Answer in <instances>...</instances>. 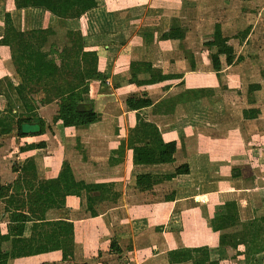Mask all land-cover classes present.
<instances>
[{
    "label": "crops",
    "instance_id": "obj_1",
    "mask_svg": "<svg viewBox=\"0 0 264 264\" xmlns=\"http://www.w3.org/2000/svg\"><path fill=\"white\" fill-rule=\"evenodd\" d=\"M4 4L5 2H0V8L4 9L0 15V94L4 96V107L1 110L2 113L12 112L15 114L18 112L19 116H16L9 133L0 134V148H3L8 138L12 137H14L12 142L17 146L15 158L11 161H8L9 157L0 155V185L13 183L18 177V173L12 171V167L16 165V158L17 165H22L28 157H34L36 163V157H41L40 160L38 159L40 162V165L37 163L38 169L41 165L49 167L53 162L62 161H67L72 170L74 168L72 167L74 155L65 141L67 134L71 133V129L67 130L59 122L53 121L59 109L58 96L56 99L55 96L50 98L42 92H45L44 88H46H42V86H46V82H52V86L60 87V94H66L68 81L59 79L58 76L46 78L39 84L40 90H42H38L39 93L42 92L39 97H36L37 91L30 92L26 95V101L20 99L15 91V88L21 83V78L17 73L18 55L15 33L47 27H52L55 30L54 24L58 23V19L42 8L18 9L14 0ZM252 4L258 5L257 3ZM261 9L263 10L264 6ZM182 10L183 2L181 0H99L97 7L87 11L80 18L66 21L67 30L73 29L81 32L85 51L96 53L97 70L102 75L101 78L88 80L87 102L99 114L101 120H108L111 127L108 128L109 131L103 133V136L111 138L106 144L103 140L102 143L100 142L101 144L97 142V145H93L87 151L91 152L90 154L96 152L95 154L99 155L97 156L100 158L98 167L104 166V169L113 171L106 178L102 177L95 182L111 183V189H113L114 182L115 186L121 185V181L125 185V177L117 176L118 172L114 171H117L123 163L129 166L128 176L132 178L130 182L133 189L132 196L117 188L114 189L118 194L116 197L112 196V193L107 195L100 191L95 193L104 200L110 198L126 200L131 197L134 199L139 195L148 199L147 202H149L141 207L135 204L122 209L123 221L128 223L122 227L123 231L111 233L109 236L112 239L108 241L104 239V243L100 247L102 255H96L95 259L91 261L85 260L77 264H100V262L102 264H192L191 261L172 262L169 260L168 253L186 246H202L205 243L208 246L211 262L264 264V220L261 221V218L264 217V160L259 156V152L264 151V144L254 147L247 143L240 145L234 141V136L229 142L219 137V135H225L220 127H224V123L221 121H225L227 114L235 115L236 121L240 125L259 121L261 110L258 105H254L253 93L255 91L248 94L247 87L246 93H243L244 96L239 95L240 109L234 112V110L228 111L235 108V105L234 107L230 106L227 97H213L215 91L213 85L188 87L184 84V82L186 83L185 78L189 74L200 72L197 56L203 54L205 50L186 51L185 47L178 48L176 46V44L179 45V41L167 40L162 37L173 25H179L185 29L179 15ZM25 11H30L31 15L19 21V24L26 25L20 28L17 26L15 17ZM14 12L18 15L14 16ZM5 13L10 14L12 27L15 31V33L9 34L7 43L1 42L5 36ZM73 22H78L79 26H72ZM216 23H220V21L214 24ZM263 33L264 18L262 32L264 38ZM187 35L188 30L185 29L182 44H184ZM235 35L234 37H236ZM249 36L248 33L244 39L241 40L240 37H236V39L240 44H245ZM210 40L212 37H209L205 43ZM228 44L232 46L230 38ZM232 47L234 48V46ZM8 52L9 59L7 58L6 61L4 57ZM207 56L208 64L212 66L211 58L204 53V57ZM188 57L190 58L188 59ZM143 63H150L153 68L159 69L163 73L181 74L184 82L176 83L169 89H163L161 86L149 87L140 93L124 95L125 97L116 94V89L121 90L126 86H135L130 83V65ZM240 64L234 63L227 70L233 72L237 66L240 67ZM198 68L199 71H197ZM211 70L216 73L213 67ZM220 71L219 73H221ZM254 83L260 84V89L263 86L260 82L249 84ZM46 90L48 93V89ZM132 95L143 96L151 101L150 107L141 110L139 114L143 119L153 122L158 127L164 141L176 142L172 163L134 165L131 151L127 149L123 157L119 156L118 148L121 142L127 141L137 123V111L128 108L125 104L126 98ZM235 98L237 97L232 99ZM116 100L122 110L120 113L123 117L110 111V107ZM26 102H29L27 106L33 105L32 111L27 109ZM51 106L54 108L52 113L48 114L47 111L52 108ZM249 108L258 110L255 118L244 117L243 110ZM43 109L46 111L45 113L42 111ZM28 115L42 118L45 121L46 128L43 134L23 137L17 134V118ZM206 125L211 126L212 134H208ZM40 142H44L45 147L25 149L29 144ZM183 164L189 166V173L179 174L171 180L163 181L151 190L141 192L134 184L137 174H172L176 167ZM220 168H228V175L220 176L227 173L219 172ZM206 169H208V173ZM73 173L76 177L74 170ZM76 179L93 183L87 178L78 179L76 177ZM116 182L119 183L116 184ZM166 186H169L167 191L157 192ZM171 191H175V199L172 207L167 209L164 198ZM221 195L237 203L238 222L234 226L223 229L215 225V228L212 229L211 217L217 212H222L218 211L224 203L220 201ZM77 200V196H66L63 207L58 210L60 214L58 218L72 222V219L63 217L62 212L72 211V205L75 206ZM0 201L5 209V200L0 198ZM183 201L185 203L180 206ZM187 205L198 207V223L194 227L187 225L188 227L183 230L179 211ZM4 209L2 221L0 220L1 233H6L8 223V214ZM199 221H205V223L200 225ZM159 226L161 229L156 230V227ZM208 230L210 233L206 234ZM182 232L183 241L180 236ZM28 233L29 230L26 234L28 235ZM222 237L223 242H221ZM111 241H116L120 248L119 252L111 248ZM4 245L6 247L7 244ZM45 260L50 261L47 263ZM62 261L65 263L67 260L62 259L61 252L53 251L13 258L8 261V264H60Z\"/></svg>",
    "mask_w": 264,
    "mask_h": 264
},
{
    "label": "trees",
    "instance_id": "obj_2",
    "mask_svg": "<svg viewBox=\"0 0 264 264\" xmlns=\"http://www.w3.org/2000/svg\"><path fill=\"white\" fill-rule=\"evenodd\" d=\"M99 0H14L16 8H42L58 20L64 22L80 18L87 11L97 7ZM5 36L1 42L7 43L9 34L15 33L11 16L5 13ZM249 32V27L236 33V37L244 39ZM56 31L52 27L30 29L15 33V41L18 55L17 73L21 83L15 88L17 96L26 101L27 93L35 89L30 87L39 85L40 82L52 76L68 81L66 94H60L59 106L54 122H59L63 128L71 129L88 126L99 120V114L89 106L87 102L89 87L88 80L101 78L97 70V55L94 51H85L83 36L79 30L68 29L66 36L68 44L59 51V62L54 59L53 54L58 53L53 45H49V38ZM264 35V33H263ZM185 29L179 25H173L163 38L179 41V47L183 48L182 40ZM229 37L223 34L220 23L214 24L212 40L208 46L212 67L219 72L223 65L230 66L242 59L236 56L234 48L228 44ZM52 46V47H51ZM130 83L141 88L161 86L169 89L174 83L182 82L181 74L163 73L152 67L150 63L131 64ZM31 89V91H27ZM260 89V84H249L247 92L252 94ZM11 92V91H8ZM26 102V106H27ZM128 108L137 111V123L132 129L127 141H122L119 148V156L123 157L125 150L131 151L132 163L134 165H159L174 161L176 151L175 141H164L158 127L146 121L139 112L150 107L151 101L143 96H129L125 100ZM32 111L33 105L27 106ZM258 114L255 108L243 110L245 118L252 119ZM1 125V119H0ZM45 121L42 118L28 115L16 120L17 134L21 137L28 135H41L45 132ZM10 126L0 127V134L10 132ZM45 147L44 142L29 144L26 150ZM12 171L18 173L13 183L0 185V198L5 200V211L8 214L6 233L0 231V264H8L13 258L32 256L47 252L60 251L65 260L72 254V243L74 236V223L60 218L48 219L49 210H59L63 207L66 196L74 195L80 199L84 210L89 211L91 216H96V202L94 193H112L114 197L118 194L112 191L111 183H87L77 180L71 166L67 161L53 162L45 169L44 178L39 176V169L34 157L25 159L22 165H14ZM187 164L175 168L172 174L141 173L134 178L136 188L143 192L151 190L155 185L166 180H171L179 174L189 173ZM221 199L223 195L220 196ZM224 198V197H223ZM175 199V191L165 195L164 203L167 209ZM223 207L218 211L221 213L211 217L210 225L214 229L234 226L238 222V205L234 200L222 199ZM199 209L180 210V219L183 230L187 225L194 227L197 221ZM191 217L189 221L187 219ZM264 217L261 218V221ZM203 225L205 221H199ZM161 227H156L160 230ZM29 230L28 235L26 234ZM210 233L208 232L206 234ZM185 235V234H184ZM183 241V232L180 234ZM223 242V237L221 238ZM7 244L8 247H5ZM111 248L119 252L116 241H111ZM172 262L191 261L192 264H218L209 260L207 244L195 247H183L168 253Z\"/></svg>",
    "mask_w": 264,
    "mask_h": 264
},
{
    "label": "rangeland",
    "instance_id": "obj_3",
    "mask_svg": "<svg viewBox=\"0 0 264 264\" xmlns=\"http://www.w3.org/2000/svg\"><path fill=\"white\" fill-rule=\"evenodd\" d=\"M10 0H0V2H9ZM183 2V10L182 13L179 14L181 17V21L185 25V29L188 30V35L185 39L183 47H185L186 51H192L197 49H204L205 54L209 55V50L205 41L208 40L209 37H212L214 31V23L220 21V25L222 27L223 34L230 38V42L232 46H234V50L236 55L242 56V62L237 61L235 64H240V67L237 66L233 72L227 70L229 66L223 65L221 69V73L214 72L211 70L212 66L208 64V56L204 57V53L197 56L199 60L200 69L193 74H189L185 80L181 81L188 87L190 86H212L215 89L213 93V97H227L229 100V105H235V108L229 109L228 111L239 110L241 107L240 96L243 93H246V89L249 83L260 82L263 86L259 90H256L253 93L254 96V105H258L260 107V119L259 121L250 122L248 125L242 123L240 125L239 122L236 121L235 115L227 114L225 117V121H221L224 123V127H220L222 129V133L225 135H219V137L226 139V141H231L232 136H234V141L240 143V145H244L245 143L249 144V146H257L259 144H264V38L262 36L263 32V18H264V9L261 7L264 6V0H181ZM258 4V5H253ZM4 4V5H5ZM3 5V4H2ZM4 9L0 8V15H2V11ZM13 15H18L15 12ZM31 15L30 11H25L21 15L15 17L16 23L20 28L26 25L19 24V21L23 18H27ZM47 22V20H46ZM49 22V19H48ZM68 22V21H67ZM66 21L62 22L58 20L57 24H54L55 27V35L49 38V43L46 45L45 49L48 50L49 45H53V49L58 51V53L53 54L54 59L59 62V51H61L62 47L68 44V38L66 36L67 26ZM72 26H79L78 22H73ZM249 26V38L245 44H240L239 41L234 37V35ZM178 46V44H176ZM52 47V46H51ZM175 48V47H174ZM179 48V46H178ZM1 57V56H0ZM3 57V56H2ZM9 59V52L6 53V57L4 59L7 61ZM190 57H188L189 59ZM196 58V57H195ZM207 59V60H206ZM9 61V60H8ZM240 62V63H238ZM1 63V59H0ZM12 68V67H11ZM182 76V75H181ZM182 82H178L181 84ZM46 82V87L44 88L45 92L40 90L39 85H32L30 87L34 88V91L31 89H27V91L36 92V97L43 92V94L52 98L55 96V99L58 94L57 86H52V82ZM175 85V83L173 84ZM172 85V86H173ZM46 89H48V93H46ZM63 89H66L63 87ZM147 88H141L138 86L133 87H125V89L118 90L116 89V94L122 95L123 97L127 96L131 93H140ZM42 91V92H38ZM60 90V88H59ZM6 91V89H4ZM125 95V96H124ZM244 96V95H243ZM237 97L235 99H232ZM58 99V98H57ZM233 102V104H232ZM255 106V107H256ZM4 107V96L0 94V119L1 126L7 125L12 126L13 122H15L16 116H19V113L16 112L13 114L2 113V108ZM52 108L47 112L48 114L52 113ZM109 110V109H107ZM44 113L46 112L44 109L42 110ZM110 111H114L115 114L122 116V110L118 106V101L116 100L112 106L110 107ZM58 112V111H57ZM121 112V113H120ZM224 112V111H223ZM121 123V121H119ZM123 124V121H122ZM109 123L108 120H99L91 125L71 128V133H68L66 136V144L67 147L73 152L74 160H73V170L76 173V177L78 179L87 178V180L95 182L102 177H107L111 174V169H104V166L98 167L100 159L96 152L90 154L87 149H90L93 145L101 144L102 140L105 142H109L111 137H104L103 133L109 131ZM206 131L208 134H212L213 129L211 126L206 125ZM232 128V129H231ZM225 129V130H223ZM70 130V128L68 129ZM216 131V130H215ZM211 137V136H210ZM14 137L8 138L7 143L4 144L3 148H0V155L9 157L8 161H11L15 158L16 151V143H13ZM188 138V137H187ZM100 139V140H99ZM98 142V143H97ZM101 142V143H100ZM224 144V141H223ZM75 150V151H74ZM38 155V154H37ZM87 158H86V157ZM260 159L264 160V151L259 152ZM85 158V160H83ZM41 157H36L37 163L40 165ZM125 158H123V161ZM17 158L15 163L17 165ZM127 164V163H126ZM51 166V165H50ZM49 166V167H50ZM46 166H40L39 168V176L44 178L45 169L49 168ZM219 169V172L225 173L220 176L228 175V168ZM129 166L121 165V167L115 172L117 176L125 177V185H123V181H121V185H116L115 182L113 184L112 191L115 192L118 189L119 191H124L130 193L132 196L133 189L131 187V179L128 176ZM208 173V169H206ZM221 174V173H220ZM119 182H116V184ZM115 187V188H114ZM169 186L161 188L157 190L158 193L163 191H167ZM113 196V195H112ZM228 197V196H227ZM78 198V197H77ZM222 199H227L226 197H222ZM220 197V201H223ZM148 199L143 196H135L134 199L128 198L126 200L123 199H101L99 195L95 193V202H96V216H91L89 211L83 209L80 199L78 198L76 205H72V211L62 212V216L72 219L74 223V236L72 243V254L65 260V263L62 261L60 264H77L84 262L85 260L95 259V256L102 255V250L100 249L101 244L105 241L112 239L109 235L115 234L120 230L123 231L122 227L126 224V221H123L122 209L127 206H134L135 204L138 207H141L149 202ZM193 202V200H191ZM174 201L171 203V207ZM185 202H181L180 206ZM70 204V203H69ZM74 208V209H73ZM180 208V207H179ZM193 208L198 209L197 206H188L182 207L181 210H191ZM3 203L0 201V220L3 218ZM135 209V208H134ZM5 210V209H4ZM180 215V214H179ZM122 216V217H121ZM60 214L58 210H49L47 213L48 219L58 218ZM191 217L187 219L189 221ZM123 224V225H122ZM105 236V237H104ZM8 247V245H6ZM98 252V253H97ZM99 258V257H98ZM63 259V258H62ZM64 260V259H63ZM47 263L50 260H45ZM54 261V260H53ZM60 262V261H58ZM46 263V262H43ZM42 264V263H41ZM102 264V262H100Z\"/></svg>",
    "mask_w": 264,
    "mask_h": 264
}]
</instances>
